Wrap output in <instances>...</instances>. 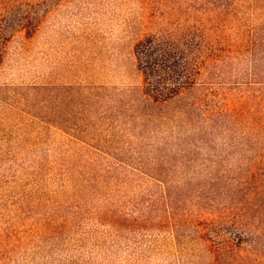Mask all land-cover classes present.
Wrapping results in <instances>:
<instances>
[{"label": "rangeland", "instance_id": "rangeland-1", "mask_svg": "<svg viewBox=\"0 0 264 264\" xmlns=\"http://www.w3.org/2000/svg\"><path fill=\"white\" fill-rule=\"evenodd\" d=\"M208 1L0 0V264H202L165 226L116 233L94 216L101 203L131 213L152 197L147 215L179 220L191 239L199 216L239 234L245 264H264V0ZM180 32L199 47L194 84L171 105L220 112L213 129L196 107L131 134L117 112L130 113L142 80L133 43ZM110 131L132 143L152 136L143 147L166 159L165 210L142 172L92 190L72 183L91 150L84 141Z\"/></svg>", "mask_w": 264, "mask_h": 264}, {"label": "trees", "instance_id": "trees-1", "mask_svg": "<svg viewBox=\"0 0 264 264\" xmlns=\"http://www.w3.org/2000/svg\"><path fill=\"white\" fill-rule=\"evenodd\" d=\"M213 1H217L220 6H226L231 0H209L204 3V6L215 5ZM198 45L192 35L185 32L177 33V35L147 33L134 41L135 67L141 74L142 80L130 91L131 101L126 104V107H130L128 109L130 113H122L119 110L117 112L121 128L134 134L137 128L145 123L159 124L186 119L190 111L197 107L200 111V120L213 129L211 121L220 112L207 111L200 104L197 105L188 99L179 100L178 103L171 105L185 96L194 84L191 60L192 54L198 51ZM207 108L211 110L210 107ZM113 117L114 120L115 116ZM110 121L112 122V119ZM143 133L140 132L135 137L134 143L131 140L122 139L114 131L109 132V138L99 136V138L84 141L91 150L79 164H74L76 174L73 173L72 183L82 190H92L99 184H118V171L142 172L153 179L165 210L168 196L167 185L160 173L164 172L166 159L155 151L149 152L145 149L147 147H143L148 144L152 146L150 144L152 136ZM149 133L153 135L156 131L152 130ZM144 153L148 154V160H144ZM89 154H92V157ZM196 195L199 196V194ZM149 200L146 207H139L136 212L131 213L121 211L114 203H101L94 210V216L98 223L107 225L116 233L130 230H158L165 226L173 234L176 243L182 247L186 246L189 254L194 256L192 263L200 260L202 264H245L250 260L248 254L240 255L236 252L235 245L240 238L239 234H234L232 237L229 232L224 233L219 229L218 225H210L197 215L198 218L193 219L192 222L185 220L186 223H191L190 231L193 232L191 239L187 233L183 232L184 228H179V220L147 215V212L157 207L153 197ZM214 237L221 239L220 245L217 246L214 243ZM198 252H201V256ZM195 264L199 262L196 261Z\"/></svg>", "mask_w": 264, "mask_h": 264}]
</instances>
